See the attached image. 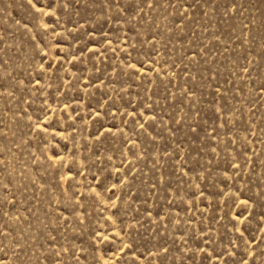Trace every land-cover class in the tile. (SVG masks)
Returning <instances> with one entry per match:
<instances>
[{"label": "rangeland", "instance_id": "1", "mask_svg": "<svg viewBox=\"0 0 264 264\" xmlns=\"http://www.w3.org/2000/svg\"><path fill=\"white\" fill-rule=\"evenodd\" d=\"M0 264H264V0H0Z\"/></svg>", "mask_w": 264, "mask_h": 264}]
</instances>
